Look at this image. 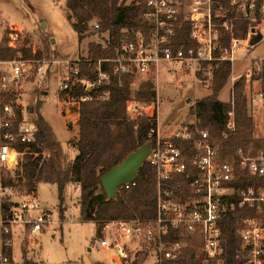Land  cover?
I'll use <instances>...</instances> for the list:
<instances>
[{
    "label": "built area",
    "instance_id": "1",
    "mask_svg": "<svg viewBox=\"0 0 264 264\" xmlns=\"http://www.w3.org/2000/svg\"><path fill=\"white\" fill-rule=\"evenodd\" d=\"M126 3L141 5V26L122 29L111 43L109 57L89 53L67 59L27 57L20 25L0 20V264H33L34 236L49 225L63 222L53 219L51 210L42 208L34 188L19 192L14 181H3V174L19 165L34 141V127L24 117L21 102L24 84H40L47 79L48 85L53 75V99L77 109L81 101L94 97L86 92L73 94L75 87L95 92L107 86L112 76L127 77L131 90L125 102L127 115H144L152 122L144 161L154 172L155 216L106 220L94 229L92 242L96 247L109 250L112 257L126 264L139 260L177 264L188 244L199 240L200 264H224L225 221L231 218L239 239L241 264H264V145L253 155L239 148L230 161L222 158L220 142L196 122L183 123L163 136L157 93L151 100L133 95L144 81H151L156 92L162 69L192 73L200 83L210 84L219 62L232 65L240 49L252 46L249 42L264 25V0ZM241 22L246 28L238 37L235 34L241 31ZM88 28L98 34L99 22L91 20ZM103 39L110 43L106 35L96 42L106 47ZM4 50L11 56L2 57ZM258 61L264 69V57ZM245 76L248 81L250 72ZM106 96L107 90H103L97 98ZM234 127V113L229 110L222 137ZM136 177L119 185L117 191L135 185ZM14 193L18 199L12 197ZM237 208L241 210L239 215ZM244 209L251 213H244ZM14 241L19 244L17 253ZM24 243L28 249L25 254Z\"/></svg>",
    "mask_w": 264,
    "mask_h": 264
},
{
    "label": "trees",
    "instance_id": "2",
    "mask_svg": "<svg viewBox=\"0 0 264 264\" xmlns=\"http://www.w3.org/2000/svg\"><path fill=\"white\" fill-rule=\"evenodd\" d=\"M67 18L72 29L81 42L84 38L95 34L88 28L91 20L99 22L98 35L110 38V43L103 39L106 47L96 41L88 44V53L93 57L112 56L111 43L116 41L124 28L137 29L141 26L139 15L142 7L126 0H65ZM241 31L236 36L242 37L246 23L241 22ZM45 42L47 57H53L49 49L47 37L40 34ZM181 38H184L183 35ZM180 38V39H181ZM49 39V38H48ZM48 42H50L48 40ZM109 44V45H108ZM26 56L29 50L23 49ZM11 56L4 50L2 57ZM36 57H41L40 51ZM231 65L221 61L213 71L211 92L196 100L194 115L198 126L207 129L211 136L220 142L221 156L233 161L237 149L245 154L253 155L264 145V139L253 136V119L247 109L246 97L243 94L244 78L233 83L232 103L218 98L219 91L227 82ZM262 91L264 92V69L260 72ZM151 81L142 82L133 95L142 100H151L156 96ZM37 96L33 105L27 104L28 121L34 127V141L28 145L17 167L3 176L4 183L23 182L28 188L39 183L53 184L57 188L58 208L64 201V193L68 185L79 186V218L82 221H93L99 229L103 222L112 218L128 219L131 217L155 216V178L152 169L144 161L137 172L135 185L128 189H120L114 198H108L101 185L100 177L110 168L119 164L132 151L147 142V133L152 126L151 119L144 115L130 117L125 110V102L130 98L131 90L127 77L112 76L107 86H100L94 92H87L77 86L73 94L89 93L93 99L81 101L78 106V136L69 138L65 146L56 138L50 124L39 112L44 102L47 79L34 84ZM103 90L107 96L97 98ZM31 107V109H30ZM233 107L235 127L222 137L227 112ZM33 115V117H31ZM244 213L247 212L245 209ZM239 215L241 210L237 208ZM199 240L192 241L184 249V255L177 264H200ZM239 239L235 233L233 220L225 221V254L224 264H241L242 257L238 253Z\"/></svg>",
    "mask_w": 264,
    "mask_h": 264
},
{
    "label": "rangeland",
    "instance_id": "3",
    "mask_svg": "<svg viewBox=\"0 0 264 264\" xmlns=\"http://www.w3.org/2000/svg\"><path fill=\"white\" fill-rule=\"evenodd\" d=\"M65 0H0V20L2 23H16L20 25L23 49L29 50L31 56L36 57L40 51L43 57L47 56L48 48L40 39V34L47 37L49 49L56 59L75 58L88 53V44L91 41H101L102 35L93 34L81 42L77 33L71 27L73 19L67 18ZM262 39L256 44L240 49L237 59L231 65L227 82L221 88L218 98L224 102L232 103L233 83L244 78L243 94L246 97L247 109L253 119V136L264 139V92L262 91L260 72L263 70L258 59L264 57V25L259 28ZM49 38V39H48ZM48 40L50 42H48ZM42 57V56H41ZM40 58V57H37ZM250 72L246 81L245 73ZM192 73L177 71L170 73L161 70L156 84L158 99V120L163 136L170 135L183 123L198 122L194 115V105L197 99L211 92L212 83L203 84L197 81ZM53 75L46 87L44 102L39 112L50 124L56 138L65 146L69 138L76 136L74 129L67 130L66 124L72 126L70 105H62L53 99L55 88ZM25 91L21 102L24 117L28 118L27 104L33 105L37 96L33 83L24 84ZM67 107V110L63 108ZM229 110H233L231 107ZM33 117V115L31 116ZM4 173L3 175H5ZM15 190L28 191L23 182L14 181ZM18 182V183H17ZM35 196L41 202L42 208L52 211V218L63 220L60 225H49L36 234V241L31 244L34 249L31 254L33 264H126L116 256L112 257L109 250L96 247L93 244L96 223L82 221L79 218V186L70 184L64 193L61 205L63 214L58 208L57 188L53 184L39 183L34 187ZM12 197L19 198L18 194ZM14 251L18 252L19 244L14 241ZM27 243H24V254ZM129 264H146L141 260Z\"/></svg>",
    "mask_w": 264,
    "mask_h": 264
},
{
    "label": "water",
    "instance_id": "4",
    "mask_svg": "<svg viewBox=\"0 0 264 264\" xmlns=\"http://www.w3.org/2000/svg\"><path fill=\"white\" fill-rule=\"evenodd\" d=\"M262 39L260 33L253 36L250 45ZM150 148V143L145 142L140 147L128 154L122 162L107 170L101 177V185L108 198H114L119 185L135 179L139 168L145 160Z\"/></svg>",
    "mask_w": 264,
    "mask_h": 264
},
{
    "label": "crops",
    "instance_id": "5",
    "mask_svg": "<svg viewBox=\"0 0 264 264\" xmlns=\"http://www.w3.org/2000/svg\"><path fill=\"white\" fill-rule=\"evenodd\" d=\"M63 110H67V107H66V108L64 107ZM70 110H72V111H71V115L74 116V119L72 118V121H71V122H72V126L66 124L65 127H66L67 130H69L70 132H71L72 129H74L75 134H76L75 137H77V136H78V121H77V120H78V109L72 107V108H70ZM75 137H74V138H75Z\"/></svg>",
    "mask_w": 264,
    "mask_h": 264
}]
</instances>
